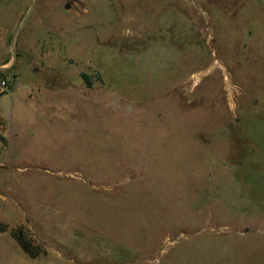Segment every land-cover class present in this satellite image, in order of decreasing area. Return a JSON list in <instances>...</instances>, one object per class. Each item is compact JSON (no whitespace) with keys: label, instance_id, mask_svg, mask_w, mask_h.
I'll list each match as a JSON object with an SVG mask.
<instances>
[{"label":"rangeland","instance_id":"374dc122","mask_svg":"<svg viewBox=\"0 0 264 264\" xmlns=\"http://www.w3.org/2000/svg\"><path fill=\"white\" fill-rule=\"evenodd\" d=\"M33 1L0 0V264H264V0H37L13 49Z\"/></svg>","mask_w":264,"mask_h":264},{"label":"water","instance_id":"95a60500","mask_svg":"<svg viewBox=\"0 0 264 264\" xmlns=\"http://www.w3.org/2000/svg\"><path fill=\"white\" fill-rule=\"evenodd\" d=\"M36 1H37V0H34V1H33L32 6H31V8H30V11H29L28 15L25 17V19H24V21L22 22L21 26L16 30V32H15V34H14V37H13V39H12V47H13V49H15V43H16L17 35H18V33L20 32V30L23 28V26L26 24V22H27V20H28V18H29V14L33 11V9H34V7H35V5H36ZM14 59H16V53H15V50H14ZM14 63H15V61H13V63H12L11 66H13ZM2 69H6V68H0V71H1ZM36 70H37V69H35V71H36Z\"/></svg>","mask_w":264,"mask_h":264},{"label":"built area","instance_id":"2783aa9c","mask_svg":"<svg viewBox=\"0 0 264 264\" xmlns=\"http://www.w3.org/2000/svg\"><path fill=\"white\" fill-rule=\"evenodd\" d=\"M9 88V82L6 80H0V95L5 93V91Z\"/></svg>","mask_w":264,"mask_h":264},{"label":"trees","instance_id":"16d2710c","mask_svg":"<svg viewBox=\"0 0 264 264\" xmlns=\"http://www.w3.org/2000/svg\"><path fill=\"white\" fill-rule=\"evenodd\" d=\"M19 241V243H20V245L23 247V249L27 252V253H29V250L27 249V246L22 242V241H20V240H18ZM30 254V253H29ZM32 255V254H31Z\"/></svg>","mask_w":264,"mask_h":264}]
</instances>
